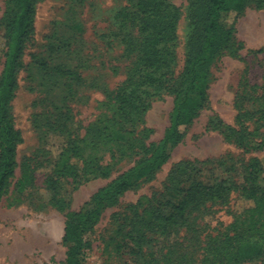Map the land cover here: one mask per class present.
I'll return each mask as SVG.
<instances>
[{
  "label": "rangeland",
  "instance_id": "1",
  "mask_svg": "<svg viewBox=\"0 0 264 264\" xmlns=\"http://www.w3.org/2000/svg\"><path fill=\"white\" fill-rule=\"evenodd\" d=\"M176 8L173 78L183 69L188 52L190 0H165ZM132 0H40L35 30L26 43L23 67L10 112L22 141L17 145V166L0 201V264H64L62 243L65 213L91 207L95 191L144 154L143 148L98 137L97 130L113 114L112 94L134 64L128 40L137 39V26L122 22L116 13ZM6 1L0 0V70L5 50L3 26ZM231 28L233 42L210 66L208 103L185 129L183 139L169 148V159L106 206L84 234L81 264H197L204 242L228 227L247 204L241 189L250 185L251 164L264 170V7L248 5L242 11L221 15ZM124 23V24H123ZM173 95L152 97L143 123L136 126L144 145L161 138L168 125ZM263 103V104H262ZM251 137L237 144L227 126L238 128L237 116ZM144 133L138 132L142 128ZM84 138L78 155L71 156L72 175H57L54 166L73 139ZM90 142V143H88ZM138 142L137 144H140ZM116 144V145H115ZM109 168L107 175L87 169ZM30 185L17 192L21 173ZM55 181V189H52ZM223 182V198L204 200L195 195L188 224L170 225L160 215L170 212L166 203L179 201L200 183ZM193 185V188H191ZM233 186H236L235 188ZM230 188V189H227ZM190 193V192H189ZM57 202L64 204L59 210ZM55 202V203H54ZM165 223L162 226L156 224ZM120 244V249H118ZM238 264H264V259Z\"/></svg>",
  "mask_w": 264,
  "mask_h": 264
},
{
  "label": "trees",
  "instance_id": "2",
  "mask_svg": "<svg viewBox=\"0 0 264 264\" xmlns=\"http://www.w3.org/2000/svg\"><path fill=\"white\" fill-rule=\"evenodd\" d=\"M5 1V50L0 70V201L17 166L16 149L22 141L19 130L15 128L9 103L18 85L17 73L23 67L26 43L34 34L36 5L40 0ZM132 2L130 7L125 6L119 10L116 17L122 22L137 26V39L127 42L128 50L135 52L134 64L124 82L112 94L113 114L105 119L103 127L97 132L99 138L116 140L112 143H118L115 145L120 151L128 145L143 148L144 154L106 185L98 188L91 196L90 208L65 213L61 238L66 246L64 264H81V250L86 245L83 236L96 224L102 210L114 204L120 195L141 179L153 174L169 159V148L183 139L185 129L208 103L210 66L223 52L231 49L234 38L231 28L220 22L222 13L242 11L251 4L264 7V0H190L188 52L182 71L174 79L171 70L174 55L169 43L174 38L178 18L176 8L165 0ZM161 92L173 95L168 125L161 138L144 145L137 136L130 135L135 132L137 125L143 123L152 97ZM253 97L264 100V92ZM236 120L238 128L227 126L226 132L227 136H233L234 141L241 145L245 143L247 136L251 137V133L245 132L242 117L238 115ZM145 130L147 129L143 127L138 132L144 133ZM80 143H85L83 137L73 139L70 147L59 155L54 166L57 175H72L77 183L82 179H77L75 167L70 161L71 156L78 155ZM263 147L264 140L261 139L254 144L253 149ZM98 171L105 176L109 168H90L85 173L96 174ZM247 175L250 185L242 187L241 193L249 204L236 214L228 226L231 228L230 232L217 233L204 242L197 264H238L246 260L264 259V170L258 167L257 160L251 164ZM29 180L28 174L22 172L16 183L17 192L22 193L30 185ZM54 183L52 181V189H55ZM194 187L195 192L189 189L178 202L167 201L170 212L160 216L165 219V223H170L168 226H189L188 216L191 212L188 207L190 203H197L196 194L202 196V206L206 207L204 200L213 202L223 198L226 193L223 182L210 186L198 183ZM54 205L63 210V203L56 201ZM165 223L156 225L162 226L165 231ZM117 248L120 249V244Z\"/></svg>",
  "mask_w": 264,
  "mask_h": 264
}]
</instances>
